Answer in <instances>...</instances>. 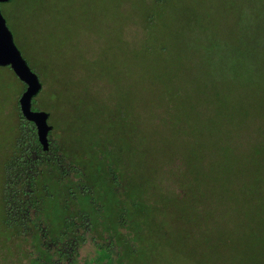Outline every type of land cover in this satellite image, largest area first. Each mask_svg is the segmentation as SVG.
<instances>
[{
    "label": "rangeland",
    "instance_id": "rangeland-1",
    "mask_svg": "<svg viewBox=\"0 0 264 264\" xmlns=\"http://www.w3.org/2000/svg\"><path fill=\"white\" fill-rule=\"evenodd\" d=\"M47 12L34 33L25 18L19 28L35 105L60 121L82 99L92 132L96 107L124 110L127 164L183 232L172 264H264V0H55ZM238 65L252 79H234ZM12 74L0 67V117L13 125L26 84ZM93 255L87 243L78 261Z\"/></svg>",
    "mask_w": 264,
    "mask_h": 264
},
{
    "label": "trees",
    "instance_id": "trees-1",
    "mask_svg": "<svg viewBox=\"0 0 264 264\" xmlns=\"http://www.w3.org/2000/svg\"><path fill=\"white\" fill-rule=\"evenodd\" d=\"M54 8L55 0H8L0 5L13 44V34L21 43L23 18L34 33L37 16L48 15ZM173 35L174 40L180 39L178 30ZM27 45L17 44L18 52L37 75L25 56ZM0 67L24 82L8 62H0ZM242 73L239 66L234 79H252ZM203 74L199 75L207 86L203 88L217 84L211 73ZM38 94L30 99V110L46 116V151L35 124L23 116L20 106L13 125L0 117L8 127V132L0 134L2 148L8 144V149L0 151V232L6 234L0 247L9 245L7 253L0 250V264H172V256L179 255L183 245V232L168 229L169 223L157 215L163 201L153 199L148 178L127 164L121 138L123 127L130 123L124 110L96 107L101 122H95V133L88 125L96 119L93 112L82 111V99L65 107L61 122V118L52 119L51 110L35 105ZM87 243L94 255L80 263L79 251Z\"/></svg>",
    "mask_w": 264,
    "mask_h": 264
},
{
    "label": "water",
    "instance_id": "water-1",
    "mask_svg": "<svg viewBox=\"0 0 264 264\" xmlns=\"http://www.w3.org/2000/svg\"><path fill=\"white\" fill-rule=\"evenodd\" d=\"M7 1L0 0V3ZM4 22L0 12V62H8L13 70L24 80L26 89L19 100L20 110L25 118L35 124L42 149L46 151L48 149L46 116L30 110V99L39 92L40 84L13 45L11 34L6 29Z\"/></svg>",
    "mask_w": 264,
    "mask_h": 264
},
{
    "label": "flooded vegetation",
    "instance_id": "flooded-vegetation-1",
    "mask_svg": "<svg viewBox=\"0 0 264 264\" xmlns=\"http://www.w3.org/2000/svg\"><path fill=\"white\" fill-rule=\"evenodd\" d=\"M3 3H0V5H2Z\"/></svg>",
    "mask_w": 264,
    "mask_h": 264
}]
</instances>
